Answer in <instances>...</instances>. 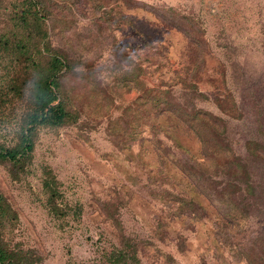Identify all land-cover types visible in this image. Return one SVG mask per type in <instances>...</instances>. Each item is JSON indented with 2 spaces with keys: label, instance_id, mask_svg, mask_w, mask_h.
Returning <instances> with one entry per match:
<instances>
[{
  "label": "rangeland",
  "instance_id": "1",
  "mask_svg": "<svg viewBox=\"0 0 264 264\" xmlns=\"http://www.w3.org/2000/svg\"><path fill=\"white\" fill-rule=\"evenodd\" d=\"M21 2L0 1V35L12 28V6ZM44 2L53 13V48L76 65L78 76L67 75L64 87L80 116L41 128L25 169L0 160V192L15 216L1 221L0 245L33 264H116L118 247L137 251V264H248L246 257L264 264V0ZM149 6L174 9L190 33ZM1 46L0 145L14 146L32 101L29 92L8 88L14 71ZM111 64L137 74L138 84L120 82ZM145 88L176 93L220 130L225 123L222 149L203 150L178 129L176 144L161 126L171 124L168 114L150 102L139 107ZM177 127L183 129L178 120ZM251 141L261 146L256 152ZM236 163L251 176L233 181L227 167ZM164 167L177 180V203L162 192ZM47 168L62 192L61 215L43 187ZM199 183L208 193L191 196ZM195 196L207 210L187 206L173 216L182 197ZM226 199L236 221L220 217L216 205L225 210Z\"/></svg>",
  "mask_w": 264,
  "mask_h": 264
},
{
  "label": "trees",
  "instance_id": "2",
  "mask_svg": "<svg viewBox=\"0 0 264 264\" xmlns=\"http://www.w3.org/2000/svg\"><path fill=\"white\" fill-rule=\"evenodd\" d=\"M1 1V0H0ZM21 3H16L12 6L11 21L14 24L10 30L5 31L0 35V43L2 52L12 64L14 76L11 77L8 88L14 90L15 93L23 95L29 92L32 101V107L23 116L22 127L19 133V141L14 146H2L0 145V160L10 161L19 168L25 169L27 164L33 158V152L36 146V139L41 128H59L70 123H74L79 119V112L76 109V99L73 93L64 87V81L67 75H77L72 72L75 70L76 65L74 60L67 54L61 53L59 50L53 48L50 42L51 32L49 29L48 21L52 19V11L48 8V5L44 0H22ZM166 24L174 27H182L184 24V16L179 15L174 9H163L156 6H149ZM15 14V16H14ZM189 25L185 23L183 30H187L189 34ZM118 63V61H117ZM15 66L17 70H15ZM111 72H120L117 79L120 82H128L138 84L137 78L139 77L135 73H131L130 70H121L119 65L110 66ZM120 70V71H119ZM17 75V78L15 77ZM24 75V76H23ZM151 88H145L144 93L137 97L139 101V107L152 103L154 107L158 106L160 113H167L171 124L166 128L165 123L161 126L167 133L168 137L174 139L177 144V129L179 130L180 137H187L191 135L197 138L201 143L203 150L207 149L210 145L213 149V154H216L219 149H222L221 140L223 139V130L226 128V124H222V130L216 127L211 122L209 113L202 111V109L189 106V104L182 103V100H177L176 93L173 92H158L159 94L151 93ZM102 92H104L102 90ZM206 98L205 94H202ZM78 107V106H77ZM213 119V118H212ZM178 123L182 126V130L177 127ZM215 120V119H214ZM221 122H225L223 118H220ZM187 127L185 129L184 127ZM186 130V132L184 131ZM249 147L253 152H256L260 148V144L257 141H251ZM166 151V148L165 150ZM160 162L164 164L160 156ZM177 166V160L174 161ZM166 165V162H165ZM166 172V176L161 177V181L166 185L162 192L169 193L172 196L173 201L177 203V180L173 179V173L169 174V170ZM229 177L234 181L242 180L251 176V172L245 165V163H236L235 168L230 169ZM239 170V171H238ZM171 171V170H170ZM240 172V173H239ZM225 173H227L225 171ZM45 177L43 180V187L49 195V203L51 204L53 211L57 215L63 213V208L59 202L62 198V192L59 188L58 180L52 169L47 168L44 172ZM195 172L190 173V175ZM169 184L170 186H167ZM189 193L194 196V192L198 195L207 192L203 183H199L195 188L191 185ZM174 194V195H173ZM199 197L195 196L190 199L180 200V205H177L173 216H177V211L181 209L189 208L197 210L199 205L207 210V203ZM210 199V198H209ZM220 199V198H219ZM228 199V198H227ZM226 202V209L223 210V203L216 205L220 217H227L232 221H236L235 215H238L234 205ZM212 201L216 199H210ZM173 201H170L171 203ZM62 203V202H61ZM61 207H60V206ZM9 203L6 202L5 197L0 192V223L9 218L12 221L15 216L11 217L9 214ZM198 211V210H197ZM236 212V213H235ZM216 221L213 225L220 224V217L215 216ZM173 220V219H171ZM171 225V223H167ZM126 239L125 237L123 238ZM130 245V243H127ZM137 251H129L125 247H118L112 253L113 261L116 264H130V261L138 262ZM246 262L250 264L249 257H246ZM0 264H33L26 258L20 257L17 253L10 251L8 248L0 245Z\"/></svg>",
  "mask_w": 264,
  "mask_h": 264
}]
</instances>
